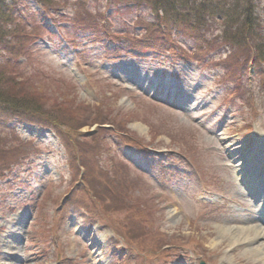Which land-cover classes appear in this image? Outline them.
<instances>
[{"label":"rangeland","instance_id":"374dc122","mask_svg":"<svg viewBox=\"0 0 264 264\" xmlns=\"http://www.w3.org/2000/svg\"><path fill=\"white\" fill-rule=\"evenodd\" d=\"M75 1L39 21L17 63L37 73L33 95L61 100L54 118L85 125L0 106V264H211L219 228L264 227L261 197L244 189L251 157L250 179L264 180V69H240L222 47L195 58L185 25L140 38L150 8L86 0L75 14ZM254 5L264 33V0ZM94 17L105 29L86 26ZM222 238L210 253L229 264ZM243 250L235 264H249Z\"/></svg>","mask_w":264,"mask_h":264},{"label":"trees","instance_id":"16d2710c","mask_svg":"<svg viewBox=\"0 0 264 264\" xmlns=\"http://www.w3.org/2000/svg\"><path fill=\"white\" fill-rule=\"evenodd\" d=\"M35 2H37L36 9L25 15L16 7L17 0H0V106L19 111L26 110L29 115L36 112L38 117L46 116L54 125L61 124L68 127L70 123L74 125V129L80 128L85 125L81 118L74 117L69 119L71 121L68 123L61 115L53 117L56 109L63 107L61 100L58 97L52 100L46 98L45 96L50 98V95L45 91L46 94L33 95L32 78L36 77L37 73L26 74L24 67L17 63L19 57L28 58L31 53L30 45L40 38L38 36L40 32L46 31L44 24L42 22L39 24V21H42L44 16L52 18L61 16L60 7L66 3V0H35ZM114 2L115 5L130 3L136 7H147L154 12L153 24L143 28V35L140 38H151L154 32L162 33L167 26L171 29L172 25H177V29L182 30L180 25H185L183 26L185 35L194 39L192 48L197 49L196 53H193L195 58L210 56L213 51L219 49L218 47H222L228 49V56L240 54V59L233 60L240 69L248 70L249 65L253 70L264 69V33L258 23L255 0H114ZM86 4V0H76L75 7L73 6L74 13H89ZM94 20L100 25L86 26L99 29L101 26L105 29L102 20L97 17H94ZM208 21H211L210 25L219 31L218 34L212 35L207 31ZM214 22H219V27L216 28ZM172 45L173 43L169 48L174 51ZM159 48L162 51L167 47L159 45ZM154 49H157V46ZM205 52L208 53L203 55ZM105 116L100 114V119L97 116L96 121L93 122L97 125L111 124L110 120L103 119ZM86 117L87 115L84 119Z\"/></svg>","mask_w":264,"mask_h":264},{"label":"bare ground","instance_id":"6f19581e","mask_svg":"<svg viewBox=\"0 0 264 264\" xmlns=\"http://www.w3.org/2000/svg\"><path fill=\"white\" fill-rule=\"evenodd\" d=\"M261 148H264V145H260ZM254 166L253 160L250 158V162L246 164L245 170L247 171V174L245 173V180L244 183L246 184V187H250V192L252 190L255 193L261 196V193L258 192L259 188L264 185L261 180L256 181L252 178V167ZM264 202H262V207L259 206V209L264 212ZM264 221V220H263ZM229 231V238H226L228 240L227 248L223 251L222 258L225 259L229 264H235L236 261H234V251L235 248L242 244L244 250H243V257H245L247 260H249V264L252 262V264H256L255 260L260 259L259 262L264 264V247L261 245L258 247L257 244H254L256 247H249V244L251 243H257V241L264 236V227L263 226H255V225H239L236 227V230H232L231 227L227 228H219L217 235L214 236L209 240L211 244L209 246L213 251L217 249V246L221 243V240H223L222 236L225 233H228ZM262 247V248H261ZM215 249V250H214ZM209 250L207 254L210 256L211 264H216V260L213 256H211L213 252ZM93 252V250H92Z\"/></svg>","mask_w":264,"mask_h":264},{"label":"water","instance_id":"95a60500","mask_svg":"<svg viewBox=\"0 0 264 264\" xmlns=\"http://www.w3.org/2000/svg\"><path fill=\"white\" fill-rule=\"evenodd\" d=\"M200 264H203V263H200Z\"/></svg>","mask_w":264,"mask_h":264}]
</instances>
